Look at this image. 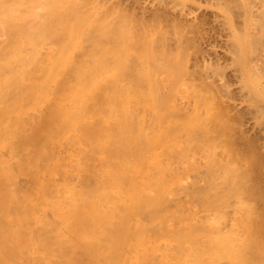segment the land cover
I'll use <instances>...</instances> for the list:
<instances>
[{
	"label": "bare ground",
	"instance_id": "bare-ground-1",
	"mask_svg": "<svg viewBox=\"0 0 264 264\" xmlns=\"http://www.w3.org/2000/svg\"><path fill=\"white\" fill-rule=\"evenodd\" d=\"M167 1L168 4L165 0L153 3L158 4L155 6L160 10L178 12L182 18H188L187 21L196 16V10L186 11L183 0ZM95 2L0 0V264H217L218 259L215 263L213 257L221 258L220 261L225 259L227 264L243 263L240 250L249 241H242L241 247L239 232L236 233L240 239H236L230 230L227 240L220 232H195V224L187 217L189 214L183 218L176 210L175 215L172 207L177 208V199L170 197L171 200L163 192L165 175L170 178L176 175L171 164L165 169L162 166L165 150L169 144L173 147L183 141L185 148L193 139H198L196 127L189 129L192 123L186 128L183 125L199 119L201 112L202 115L203 111L207 112L212 99L206 102L204 94L196 91V85L190 96L184 93L186 98L181 97L180 103L166 100L161 90L167 84L170 89L193 86L186 81L190 68L186 70L181 61L172 60L175 50L171 47L172 54L163 48L169 43L160 39L161 49L153 44L154 39V43L158 40L153 31L157 33L160 24H156L159 30L151 31L149 27L155 25L152 24L155 20L150 18L149 24L145 21L148 25L145 28L154 38L144 32L145 25H142L143 34L153 40L144 36L146 41L136 45L132 37H127L131 36V29L127 32L129 27L124 28L127 33L121 30L124 23L119 26L120 33L110 32L111 36L124 33L120 38L115 37L119 40L117 44L109 47L108 31L118 26L109 23L112 19L114 22L118 11L113 13L114 18L108 19L109 23L107 21L109 26L115 27L106 30V23L101 31ZM211 3L221 25L232 34L230 37L237 47L235 69L242 80H246L250 59L247 49L233 34L237 31L234 23L240 20L246 26L249 21L255 22L259 32L251 44L255 42L264 61V0H211ZM99 8L104 12V7L99 5ZM122 20L120 22L127 21V25L132 22L129 18L130 22L126 18ZM99 23L103 25L101 20ZM176 27L178 30V25ZM179 29L181 31L173 32L174 37L173 33L163 31L165 37L167 33L171 35L173 49L175 47L177 52L184 43L182 39L186 44L193 35L191 32L190 36L189 32L186 35L181 26ZM245 34L246 30L240 37L244 38ZM134 48H139L138 56ZM131 49L136 55L130 53ZM180 52L185 61L188 56ZM259 64L258 67L262 63ZM193 75L190 76L197 78ZM215 77L217 79V75ZM203 82L200 83L202 89L208 83ZM249 93L256 99L253 92ZM259 98L253 104L264 116V96ZM196 144L195 148H201ZM182 151L180 154L184 153ZM209 162L214 163L213 159ZM170 193L166 195H172V191ZM189 196L193 197L189 203L194 198L200 200L195 194ZM187 203L183 206L189 209ZM206 204L208 208L217 206L210 200Z\"/></svg>",
	"mask_w": 264,
	"mask_h": 264
},
{
	"label": "rangeland",
	"instance_id": "rangeland-1",
	"mask_svg": "<svg viewBox=\"0 0 264 264\" xmlns=\"http://www.w3.org/2000/svg\"><path fill=\"white\" fill-rule=\"evenodd\" d=\"M88 1H90V0H88ZM97 1L100 4H98ZM146 1L147 0H96V2H95V0H94L95 5L98 9H100L99 5L102 6V8L104 7V12L102 11L103 9L102 10L100 9V11H102V12H99V10L97 9V12H98L97 13L98 14L97 20L98 19H99V21L101 20L103 25H104L107 23V21L110 17H111L110 19H112L116 16L117 18H114V22L112 19L111 23H109V21H108V23L109 24L113 23V25H115V26L118 25V26H116V29L119 28V26L121 27L122 24H123V26L126 24L124 27H121V30L122 29L124 30V28L128 29V27H129L127 32H129L130 29L131 30L133 29L134 31L132 30V32L130 30L131 36H129V34H128L127 37L128 38L132 37L131 40H133V41L135 40L137 44L135 42L134 43L136 45H138V44L140 45V43H142L143 41H146V39L149 38L148 37L149 33L152 30H154V28L155 29L158 28L157 27V26H159L158 24H160V30H159V28L157 29L159 31L156 30L158 34H159V32H163L165 30H167L168 33L170 32L169 34H172L173 32H176V31H181L179 29L180 26H181L182 31L185 34L189 32L188 33L189 35L188 34H186V35L190 36L191 34H193L190 36L191 37L190 39H192V40H190V39L186 40L187 42L189 41V43L186 42V44H185V39H182V42H184V43L181 42L182 47H180L179 51L177 52L175 47L173 49L174 40H173V38L170 37L171 35H168V33H167L166 36L167 37L169 36L167 38V37H165L166 32H163L162 34L158 35L155 32V30L153 31V35L154 34L157 35V37H156V35H154V37L156 39H158L156 43H154V41H156L154 39L153 44L158 45L159 47L158 46H156V47L158 49H161L160 45L163 46V44H161L162 42L160 39H162L163 42H165V43L166 42L169 43L168 44L169 47H168V45L167 46L165 45L166 48H165V46L163 48L166 50H169V52L171 51L170 52L171 54L175 50L174 53L171 55L172 60L173 61L175 60V62L181 61V64L185 65V66L183 65V67H185L186 70H188V68H190V69L193 68V72H194V75L191 74L193 72L190 71V69H189L188 70L189 73H187L188 75L186 76L187 83H190V87L191 86H193V87H191L189 89L187 86H179V87L176 86V88L170 89L167 87L168 86V84H167L165 87L166 89L163 88V91L165 93H163V91L161 90V93L163 94V95L162 94L161 95L163 97L166 96L167 97L166 100L170 99V101L173 100L174 102L178 101V103H180L182 99L186 98V96H190L189 95L190 91L192 90V88H194V86L196 87V85H197L196 91L198 93L202 92V94H204L203 97H204L205 101L206 100L211 101V99H212V101L210 102L211 105H210V107H208L211 112H209V110H206L207 112L203 111L204 113H207V114L204 115V113H203V115H202V112H201L199 119L192 121V122H190V120L187 122V120H186L185 123L187 122L188 124L183 125L186 128L187 126L190 127L191 125H189V124L192 123L193 126L190 127L189 129L192 130L196 127V130H195L196 135L195 136L198 135L197 136L198 139H196V140L193 139V142L191 141L190 144L188 145L189 148L188 147L184 148V143H183V141H181V143L179 142L181 145L176 143L177 146L173 145V147H172L171 144H169V146L165 150L166 152H165V156L163 158L164 160H163L162 166L165 169L167 164H171V166L175 167V169H176V170H174V168H173V171H176V175L173 178H170L168 175H165L166 180L163 183V185L165 186L163 189V192L165 193L166 197H169V198L175 197L174 199H177V202L179 203L177 208H175V206H174V208L172 207L174 214L175 215L178 214V212L176 210L179 211L178 215L179 216L181 215V217H183V218L185 217V215L189 214L187 217H188V219H192L193 224H195V226H194V228H196L195 232H201L202 231L203 233L209 232L211 234H217V232L218 233L220 232L219 234L223 235V237L225 236L224 239H226V240L230 236V233H232L231 235H233L234 238H236V239H237V237H239L238 235L240 234L241 239H242V237L245 238V240L244 239L241 240L240 237L238 238V239H240L239 241H240L241 247H242V243H241L242 241H244L246 243L248 241L250 242V244L248 242V244H246L243 247L244 249L242 248L240 250V254L242 255V256L240 255V261L242 260V262H243L241 264H255V263L256 264H264V119H263L264 116H262L259 113V111L255 105L257 103L256 101L260 99L259 97L264 96V89H263V87H264V76L262 77V74L264 75V61H263L262 56L260 55V51H258V49H257L255 42L251 44V41H255V38L257 37L256 35H258V34H256L259 32V31H257L259 29H256L258 26H255L256 25L255 22H252V24H251L250 21L247 23L246 26L243 25V23L240 20L239 21L235 20L236 22L234 23L236 25L237 31H235V33H233V34L242 43L244 48L247 49V58L250 59V70H246L247 75H249L247 77L248 79L246 78V80L245 79L242 80V78L239 75V72L238 71L236 72V69H235L237 67V64H236V62H234V60L236 59V54L234 56V51H237V50H235V49H237V47L233 44V40L230 37L232 34L230 35L231 32L224 25H221L219 19L216 17L217 15H215V13H213L214 11H212V9L213 8L215 9V7L211 5L212 4L211 0H210V2H209V0H204V1L203 0H183V2L186 3V5L183 3L185 5L184 8L187 9L186 11H191V9H192V12H194L195 10L197 11V12L196 11L194 12V14L196 16H194L193 19H189V21H187L188 18H186V19L182 18L178 14V12H172L169 9H167V10L161 9L160 10V9L156 8V6L158 7V4L156 5L155 3H153L154 0H148L149 3H146ZM166 1L167 0H165L164 3L168 4L169 2L167 1V3H166ZM207 2H209L210 4L209 3L207 4ZM151 3H153L152 6L149 5ZM195 5H197V6H195ZM187 6H188V8H187ZM151 8H152V10H151ZM206 8L207 9L209 8V10H207ZM116 9H118V10H116ZM117 11L120 12L121 16L122 15H124V16L123 17L119 16V13ZM160 11H161V13H160ZM114 12L115 13L117 12L116 15ZM113 13L115 15L114 17H113ZM185 13H187V12H185ZM118 16L120 17L121 20H122V18H126V20H128V18H129L132 22L134 21L133 23H135V24H133L132 22H130L128 20L130 22V25H127V23H126L127 21L122 22V21H124V19L120 22V19H118L119 18ZM152 16H153V18H152ZM214 17L217 18L218 20L215 19ZM150 18L152 20H155V23L152 22ZM159 19L160 20L162 19V20L160 22H158ZM176 19H178V20L176 21ZM99 21H97V23L99 24L101 31H102V29L105 28V25L103 27V25H101V23H99ZM117 21H119V24ZM139 21L141 24L138 23ZM145 21L147 24L152 22L153 25L155 24L154 25L155 27L154 26L152 27V25H150L151 27H149V28H152V29H150L151 31L149 29H146V28H148V25L145 24ZM156 22H158V23H156ZM108 23L106 24V30H108L111 26V25L109 26ZM131 23L133 26L131 25ZM174 23L175 24L177 23V24L174 25V27H173L172 25ZM213 23H214V25H212ZM156 24H157V26H156ZM194 24H196V25H194ZM113 25L111 26L112 28L115 27V26L113 27ZM142 25H145V26L143 27ZM177 25L179 27L178 30L176 27ZM190 25L192 26V28H190L191 27ZM131 26L133 28H131ZM141 26L144 29H146V31H144ZM187 26H189V27H187ZM222 26L224 27L225 30L223 29ZM185 27L187 29L189 28L188 29L189 31ZM168 28L169 29L172 28L173 31H171L172 29L169 30ZM175 28H176V30H175ZM238 28H240L241 30ZM253 28H255V29H253ZM116 29L110 28L108 31V36H109L110 42L107 45L109 47H112L113 44L114 45L117 44V41H119V40L118 39L116 40L115 37L120 38V35L123 34L124 32H126V30H127V29L124 30L123 33L118 34V36H117L116 34L120 33L121 30H120V28L117 30ZM161 29H163V30H161ZM226 29L228 31H226ZM114 30H115L116 34L114 33L113 36L114 35L115 36L113 37V36H111V34L114 32ZM245 30H246V34H245L244 38L242 37V35L240 37V34L241 33L243 34V32ZM143 31L146 34L149 32L147 34L148 36L143 34ZM253 31H254V33H252ZM110 32H111V34H110ZM190 32H191V34H190ZM195 32H197L196 35H198L200 38L198 36L196 37ZM126 33L124 34L125 36H126ZM136 34H137V36H136ZM151 34L152 33H150V37H153V35H151ZM161 35L164 37V39L166 38V41L163 39V37L161 38ZM228 35L231 39L228 37ZM144 36H146L147 38L144 39L145 38ZM192 36L194 38H192ZM252 36H253V38H252ZM110 37L112 39L113 38L114 39L112 40ZM172 37H174V33L172 34ZM250 37L252 39H250ZM227 38H229V39H227ZM149 39H152V38H149ZM194 39H197V40H194ZM114 41H116V42L112 43ZM140 41H142V42H140ZM158 42H160V43L157 44ZM191 42L192 43L194 42V43L191 44ZM231 43H232V45H231ZM194 44H195V46H193ZM170 47L172 48L173 51L171 50ZM231 47H232V49H231ZM233 47H235V48H233ZM254 48H256V49H254ZM137 49L139 51V48H137ZM137 49L134 48L135 52ZM182 49H184V51ZM250 49L251 50L254 49V51L256 50V52L254 53V51L252 50L253 51V53H252V51ZM132 50L133 49H131V51H130L131 54L134 51V50L133 51ZM166 50H164L165 53L167 52ZM186 50L190 51L189 52L190 55H189L188 51H186ZM180 51L185 52L186 57L188 56L187 58L191 62L188 61L186 57L185 58H186L187 62L189 63V65L187 64L186 60L184 61V54H182ZM135 52H133V53L135 55L137 53L136 56H138L140 54V53L138 54V52H136V53ZM251 53L253 54V56ZM258 53H259V55H258ZM135 55H134V57H136ZM173 55H175V56H173ZM167 56H170V54ZM232 56L235 58H233ZM255 57L257 60L255 59ZM253 59L255 62L253 61ZM256 61L258 64L260 62V64L262 63L263 65L259 64L260 66L258 67V64H256ZM254 63H255V66H254ZM186 65L188 67H186ZM251 65H253L252 67H254V69L251 67ZM195 66H196V68H194ZM213 68H216L217 71L215 72L216 69H213ZM194 69H197V71L200 69L198 71V75H197V71H194ZM256 69H259V72ZM219 71H220V73H219ZM205 72L207 75L205 74ZM211 72L213 73V75ZM203 73H204V75H203ZM222 73H223V75H222ZM190 75H193L197 78H193ZM216 75H217V79L215 77ZM218 76H220L221 79ZM255 76H256V78H255ZM161 77H163L162 79L164 80V75H161ZM188 77H190V79H188ZM257 78L260 81H257L256 80ZM196 79L199 81H197ZM204 79L208 80V81H205ZM240 79H241V81H239ZM191 82L193 85H191ZM195 82H196V84H194ZM199 82L201 83V85H202V82L205 85L208 82L211 84V86H210V84L207 83L206 87L203 85V89H202ZM242 85H243V87H242ZM188 86H189V84H188ZM182 87H185L188 90L185 88H184L185 89L184 90V89H182ZM207 87H209V88H207ZM210 87H212V88H210ZM205 88H206V90H204ZM244 88H246V90H244ZM168 90H169V92H168ZM194 90L195 89H193L192 92ZM180 91H181V93H180ZM196 91H195V93H197ZM205 91L208 94L210 93L209 95L212 98H210V96H208L207 93L205 94ZM247 91H248V93H247ZM187 92H188V94H187ZM192 92H191V94H193ZM216 92H218L219 94L218 93L215 94ZM249 92H253L255 94L256 99H254V97H252V95ZM184 93L187 94L185 97H184ZM168 94H169V96H168ZM177 95H179V96H177ZM216 95L219 98L216 97ZM213 96H215V97H213ZM181 97H183V98L181 99ZM214 99H215V102H214ZM248 100H251V101H248ZM252 100H254L255 102ZM209 101H206V102L209 103ZM208 103H206V105ZM253 103H255V104H253ZM249 104L253 105V106H250ZM254 106H255V108L253 109ZM254 113L257 115H255ZM211 116L213 118H211ZM203 117H204V120H202ZM205 117H208V119L207 118L205 119ZM255 117H257V119ZM200 119H201V122H200ZM259 121H260V123H259ZM183 124H184V122H183ZM194 125H196V126H194ZM204 135H206V137ZM202 136H204V137H202ZM181 139H184V138L182 137ZM211 140H212V142H211ZM174 141H176V140H174ZM194 143H197L196 144L197 147H198V144H200L199 146H201V148H195L196 146L194 145ZM207 143L209 144V147H208ZM210 144H211V146H210ZM192 145H193V147H192ZM202 145H205V148ZM190 147L193 149H191ZM207 147L211 149V150L209 149L210 152L208 150L209 153H207V149H208ZM179 148H182V149H179ZM203 148H204V150H203ZM180 150L181 151L185 150V151H182V152H184L183 153L184 155L182 153H181L182 155L180 154V152H181ZM193 150H195V151H193ZM170 151H171V153H169ZM185 152H187V153L185 154ZM212 155H213V157H212ZM181 158H183V159L181 160ZM210 159L211 160L213 159L214 163L209 162V161H211ZM212 164H213V166H212ZM216 166H217V168H216ZM213 169H216V170H213ZM225 177L227 180L226 179L224 180ZM169 178H170V180H169ZM222 179L224 181L220 183V181ZM228 179H230V180H228ZM207 181H210V182H208L209 184L207 183ZM222 183L224 185H222ZM169 184H170V186H168ZM226 185H227V187H226ZM171 186H173V187H171ZM169 190H170V192L172 191V195H166V193H168V194L170 193V192H168ZM190 193L195 194L196 197L200 196L199 197L200 200H198V198L197 199L194 198L192 200V202L189 203L188 201H190L191 197H192V196H189ZM203 197H204V199L201 201V199ZM209 200L214 201V203L217 206H214L213 208L212 207L208 208L206 202H208ZM187 202L189 203V205H188L189 209H187L186 206H183ZM238 207H239V209L240 208L242 209V207H243V209L242 210L240 209V211H239V209L238 210L236 209ZM172 209L170 208L169 211H172ZM243 210H245V212H246L245 216L243 214L244 213ZM235 229L238 231H235ZM230 230H233V231L230 232ZM226 232L227 233L230 232V233H228V235H226L227 234ZM236 232H239V234ZM246 233L249 235H246ZM250 235H251V237H250ZM252 242H255V243H252ZM227 243H228V245L230 244V242L226 241V244ZM226 246L227 245H225V247ZM254 247H255V249H254ZM244 253H245V256H244ZM220 255H221V253L218 254V256H220ZM214 258H215V260H214L215 263L218 259L217 264H227V261H225V259L220 261L221 258L213 257L212 259H214ZM242 258L244 259V261Z\"/></svg>",
	"mask_w": 264,
	"mask_h": 264
}]
</instances>
